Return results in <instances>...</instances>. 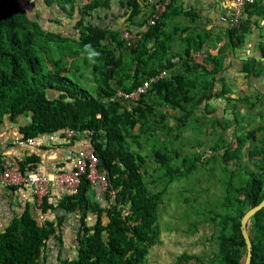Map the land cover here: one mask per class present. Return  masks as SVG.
I'll use <instances>...</instances> for the list:
<instances>
[{
	"label": "trees",
	"instance_id": "obj_1",
	"mask_svg": "<svg viewBox=\"0 0 264 264\" xmlns=\"http://www.w3.org/2000/svg\"><path fill=\"white\" fill-rule=\"evenodd\" d=\"M62 1L74 8L76 0H45L63 8ZM25 3L0 0V134L7 121L17 123L20 117L25 120L21 138L58 134L68 144L81 136L66 139L65 131H90L87 137L108 186L84 178L75 193L54 202L47 195L34 209L27 204L0 229V264H148L160 242V208L179 182L181 195L192 191L186 204H197L186 211L196 217L191 230L206 223L213 231L208 251H186L177 264H243L247 244L241 221L264 199V66L245 59L238 68L241 78L225 73L232 66L228 59L257 24L252 17H264V1L246 5L237 26L231 12L226 41L217 54L207 49L202 63L195 55L212 42V34L199 27L198 13L177 6V0H170L154 24H149L155 9L150 0H128L124 28L87 21L93 9L107 7L94 0L63 32L35 20ZM73 11H67L69 16ZM143 12V22L131 29ZM181 16L188 25L177 21ZM127 30L134 34L131 43L124 37ZM54 42L62 60L49 56ZM89 44L100 53L95 63L85 51ZM162 70L167 76L130 108L123 100H111L118 89L131 92ZM240 103L251 109L259 104V121L245 134L229 137L227 126L233 122L238 130L242 123L235 111ZM193 141L187 154L184 146ZM37 159L26 155L21 170H33ZM217 184L223 191L213 194V202H198ZM93 187L100 190V201L91 194ZM68 214L76 216L72 244L64 237ZM248 231L251 264H264V207L251 217Z\"/></svg>",
	"mask_w": 264,
	"mask_h": 264
},
{
	"label": "crops",
	"instance_id": "obj_2",
	"mask_svg": "<svg viewBox=\"0 0 264 264\" xmlns=\"http://www.w3.org/2000/svg\"><path fill=\"white\" fill-rule=\"evenodd\" d=\"M92 1L94 0H76L74 8L73 3L65 4L62 1V8L57 3H53L49 6L46 4L45 0H24V2H26V8L30 9V14L35 20L39 19L45 24L46 28L58 32L70 31L71 26L82 17L81 10L85 9ZM97 1L106 2L107 7L100 6L93 9L91 11L92 15L86 17L87 21L91 20L94 24L113 28H124L128 26L126 24L128 0ZM263 1L257 2L261 3ZM177 2V6L198 13L199 27L206 28L208 32L212 34V42L209 43L204 50L195 55L194 59L202 63L207 57V49L213 54H217L218 48L227 39L226 32L231 24L228 17L232 12V2L230 0H177ZM68 10H74V14L69 16ZM245 15H247V13ZM145 16L146 14L143 12L135 19V23L129 24V27L133 30H137ZM252 18L253 20H257V24L254 25L252 33L247 37L245 45L241 49H238L236 53H232L231 57L228 59V64L231 63L232 66L229 67L225 74L229 79L237 80L241 78V73L238 71V68L245 59L260 60L261 64L264 66V56L262 52V46H264V17H257V15H255ZM177 21H180L182 25L189 24L188 19L184 16L177 17ZM177 21L174 20L173 23H178ZM64 24H68L69 26H65ZM191 25L193 26L194 24ZM191 32H193V30ZM218 39H221V41H218V43L215 42ZM177 60H179L178 57L174 58V61ZM254 79L258 84H263V79L257 77H254ZM23 122H25V120L20 117L17 123L7 121L4 124V131L0 134V158L3 157V159L9 161L17 156L19 157V155H22L23 158H25L26 155H35L38 159L31 171H37L49 177H54L57 173L72 167L74 157L78 150L88 145L85 136L78 137L77 140L75 139L67 144V142L63 141L60 136L56 134V139L54 141L48 140L45 145H26L21 147L15 144L14 141L21 138L19 128ZM99 192L100 190L97 187H93L91 194H95L97 200H99L102 199V195H100ZM48 195L51 196L52 202H54L56 198L59 199L63 196L58 185L54 183ZM41 203L38 201L37 197L31 193L28 186L8 185L0 179V229L5 226L14 215L22 213L27 204H30L34 209V204ZM67 217L68 218L65 220L66 225L64 226V237L68 244H70L71 241H74L77 225L75 215L68 214Z\"/></svg>",
	"mask_w": 264,
	"mask_h": 264
},
{
	"label": "built area",
	"instance_id": "obj_3",
	"mask_svg": "<svg viewBox=\"0 0 264 264\" xmlns=\"http://www.w3.org/2000/svg\"><path fill=\"white\" fill-rule=\"evenodd\" d=\"M154 5V15L149 21V24H154L159 15L166 9L170 0H150ZM232 2V25H239L240 19L243 17V13L246 5L250 3H256L263 0H230ZM124 37L131 43L134 39V34L130 31L124 32ZM139 37V35H138ZM168 74L167 70L151 76L146 79L142 84L138 85L133 91L126 92L122 89H118L116 94L111 100L120 99L123 100L127 107L130 108L132 102H135L148 88L155 82L164 79ZM66 138L73 136H85L88 141V145L78 150L74 157L73 166L67 168L64 171L57 173L54 177H49L46 174L39 173L37 171L23 172L20 168V162L23 160L22 155L15 157L9 161L5 160L0 166V179L8 185H23L30 188L31 193L37 197L41 203L43 198L47 196L52 184L58 185L62 195H68L75 193L80 188L84 178L88 179L92 184L100 183L104 189L108 186V178L106 173L99 168V158L95 152V147L89 143L90 131H78L69 129L64 132ZM88 134V135H87ZM88 136V137H87ZM56 134H42L38 137L31 138H19L14 141L19 146H41L45 145L48 140L54 141ZM114 193V191H111Z\"/></svg>",
	"mask_w": 264,
	"mask_h": 264
},
{
	"label": "rangeland",
	"instance_id": "obj_4",
	"mask_svg": "<svg viewBox=\"0 0 264 264\" xmlns=\"http://www.w3.org/2000/svg\"><path fill=\"white\" fill-rule=\"evenodd\" d=\"M69 26L68 24H64ZM78 44H76V47ZM59 45L54 42L49 56L56 60H62L58 53ZM241 90L245 92L248 90L246 84L238 85ZM248 92V91H247ZM254 92V88L253 91ZM245 94V93H242ZM229 105V104H228ZM259 104L254 109H251L248 105L238 104L236 112L239 111V118L242 123L238 130L232 125H228V136L233 137L234 133L238 131L239 134H245L247 131L253 129L258 124L259 119H257V113L261 110ZM222 113V112H221ZM227 117L231 118L233 121L234 114L229 110ZM190 134V131L188 132ZM185 142V141H184ZM192 144H186L184 146V152L189 154L192 149ZM218 173V170L216 171ZM186 180V179H185ZM208 182V181H207ZM214 180L211 181L213 184ZM190 182L187 183V187L190 186ZM203 183V181L201 182ZM205 183L202 184L204 187ZM184 190L182 183H174L171 189L165 195V202L160 208L161 220H160V242L154 245L149 256L148 264H177V257L184 252L189 253H199L203 250L208 251L210 246V238L213 229L209 224L199 223L197 228L191 230L190 222L195 221L196 217L194 212H191L186 216V211L192 208L195 204L194 200H190L194 204H186L185 198L192 195V191L186 190L184 196L181 195V191ZM193 190V189H192ZM221 185L213 186L212 190L206 193V197H202L198 202H213V194L222 193ZM195 193V192H194ZM209 197L211 199H209ZM210 204V203H208Z\"/></svg>",
	"mask_w": 264,
	"mask_h": 264
},
{
	"label": "water",
	"instance_id": "obj_5",
	"mask_svg": "<svg viewBox=\"0 0 264 264\" xmlns=\"http://www.w3.org/2000/svg\"><path fill=\"white\" fill-rule=\"evenodd\" d=\"M264 207V199L254 207L250 208L242 218L241 229L247 244V254L243 264H251L253 256V244L248 231V223L251 217Z\"/></svg>",
	"mask_w": 264,
	"mask_h": 264
},
{
	"label": "clouds",
	"instance_id": "obj_6",
	"mask_svg": "<svg viewBox=\"0 0 264 264\" xmlns=\"http://www.w3.org/2000/svg\"><path fill=\"white\" fill-rule=\"evenodd\" d=\"M85 51L87 53V57L90 63H95L96 62V57L100 55L99 52H97L92 45H85Z\"/></svg>",
	"mask_w": 264,
	"mask_h": 264
}]
</instances>
